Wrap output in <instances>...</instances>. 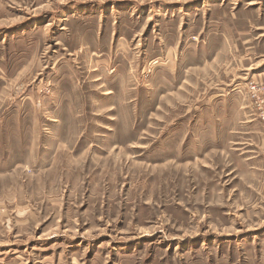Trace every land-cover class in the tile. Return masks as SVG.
<instances>
[{
	"label": "rangeland",
	"instance_id": "rangeland-1",
	"mask_svg": "<svg viewBox=\"0 0 264 264\" xmlns=\"http://www.w3.org/2000/svg\"><path fill=\"white\" fill-rule=\"evenodd\" d=\"M264 0H0V264H264Z\"/></svg>",
	"mask_w": 264,
	"mask_h": 264
},
{
	"label": "built area",
	"instance_id": "built-area-1",
	"mask_svg": "<svg viewBox=\"0 0 264 264\" xmlns=\"http://www.w3.org/2000/svg\"><path fill=\"white\" fill-rule=\"evenodd\" d=\"M248 93L255 103V107L260 110V115L264 118V79L252 81L248 85Z\"/></svg>",
	"mask_w": 264,
	"mask_h": 264
}]
</instances>
